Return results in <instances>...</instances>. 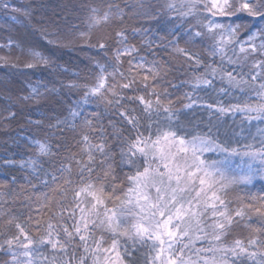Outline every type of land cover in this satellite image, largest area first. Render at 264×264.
<instances>
[{"label": "snow or ice", "instance_id": "snow-or-ice-1", "mask_svg": "<svg viewBox=\"0 0 264 264\" xmlns=\"http://www.w3.org/2000/svg\"><path fill=\"white\" fill-rule=\"evenodd\" d=\"M2 6L7 9L9 4L5 2ZM165 7L170 12H176L177 18L202 16L203 21L198 22V26L206 31L194 32L193 36L208 35L213 41L211 55L221 57L218 65H205L198 54L179 47L176 41L169 42L175 45L174 53L197 67L205 68L203 73L195 75L188 82L193 91L185 93L190 103L185 104L184 108L190 110L203 99L196 94L198 89L211 88L215 91L216 80L226 85L219 89L218 95H230V89L242 94L251 92L254 96L249 97V100L254 99L255 102L245 101L227 107L219 101L200 104L209 112L207 122L185 123L172 101L164 102L163 97L169 95L167 90L157 91L165 71L160 63L141 56L136 46L128 43L124 31H117L115 36L119 47L114 51L113 62L108 65L96 63L98 71L91 85L76 82L67 85L69 88H82L83 95L74 102L75 106L69 108L67 117L56 119L54 124L48 126L52 136H62L64 130L75 131V122L81 118L84 106L91 99L100 98L112 110L113 119L108 121L111 131L94 123L98 120L95 113L83 115V127L87 131L79 134L77 143L82 157L87 159L77 160L73 155L68 164L61 161L55 170L67 172L70 176L71 165L75 163L79 168V184L76 187H72L71 179L57 176L43 167L42 162L57 159L63 142L54 144L47 136L28 138L31 152L27 160L19 162L20 166L31 169L34 176L43 177L41 183L45 187L49 182L56 184L62 180L71 188L72 204L67 208L62 206L60 213L50 217L39 236L31 234L29 221L32 217L21 220L9 214L6 224L14 228L15 232L6 233V238L0 243V249L10 256L5 264H73L75 257L69 255V249L77 238L87 254L80 256L77 264H88V258L92 264H125V257L132 258L130 249L135 248L137 243L144 245L148 242H151L150 264H244L245 259L253 264H264V240L250 237L225 243L224 238L229 229L244 212H229L226 201L218 194L225 192L230 185L241 181L251 182L257 171L253 168L257 159L264 165V129L258 128L257 135H252L253 140L259 137V148L254 144L246 145L247 151L230 147L236 134L227 131L224 133L225 139L221 141V117L229 113L233 116L241 114L239 135L242 138H247L243 135L245 122L249 125L253 121L264 122V0H169ZM13 11L20 10L14 8ZM24 14L27 15V12ZM241 14H247L250 18L247 23L224 25L212 19L216 16L239 18ZM123 16L119 8L109 6L107 11L102 12L93 7L89 10L87 27L90 32L117 17L122 22ZM42 35L46 37L48 33ZM79 37L84 39L89 34L82 32ZM102 41H106V38L101 37L92 47L102 52L109 51V44ZM47 43L57 48L66 46L59 39H50ZM228 46L236 58L228 57L225 63V47ZM4 47L19 49L15 61L10 57H0L6 66L27 70L60 67L54 53L46 54L37 45L22 47L9 41ZM125 57L128 58L129 67L126 72H122L119 68ZM109 67L112 68L111 72L108 71ZM117 76L121 81L127 79L128 82H116ZM28 88L29 94L19 97L20 101L39 103L42 98L58 95L56 88H48L43 83H29ZM125 90L142 94L122 96L120 93ZM123 101L138 104L140 108L125 107ZM15 115L9 112L5 119L15 118ZM142 120L150 122L145 126L146 130L155 123L154 134L146 137L139 131ZM29 123L39 124L31 120ZM201 123L206 131L200 130ZM118 124L122 127H118ZM110 139L114 141L111 146ZM94 140L98 142L94 143ZM114 148L119 149L121 164L135 168V173L127 177L132 187L127 189L123 198L105 197L104 187L91 182L97 154L103 157L99 164L104 167V177L112 175L116 155L112 151ZM212 152L220 154L222 159L206 160L205 153ZM237 155L241 160L236 169L245 174L228 176L225 170L231 169L232 158ZM140 160L142 163H138ZM11 180L15 182L16 177L13 176ZM56 186L59 188L58 184ZM60 195L65 196L66 190L62 189ZM106 199L115 202L114 207L109 208ZM53 219L56 223L51 222ZM69 220L70 224L67 222ZM31 227L39 230L41 221L37 220ZM97 229L111 234L113 238L110 246L104 247L106 241L103 236L96 239L94 232ZM120 238L132 242L122 251ZM196 240L207 241L210 247L197 249ZM45 246H50L53 252L60 255H54L49 261L40 252ZM64 256H68V259H64ZM145 264H149V261L146 260Z\"/></svg>", "mask_w": 264, "mask_h": 264}, {"label": "trees", "instance_id": "trees-1", "mask_svg": "<svg viewBox=\"0 0 264 264\" xmlns=\"http://www.w3.org/2000/svg\"><path fill=\"white\" fill-rule=\"evenodd\" d=\"M5 2L9 4L7 9L2 6ZM168 2L169 0H0V57H10L15 61V58L19 56V49L4 47L9 44V41H12L22 47L37 45L46 54L54 53V58L60 65L58 69L54 67L53 69L27 70L22 67L17 69L10 65L6 66L3 61H0V243L6 238V233L15 232L14 228H9L6 224L9 214L21 220L32 217L29 221L31 234L39 236L44 231L50 217L60 213L62 206L67 208L72 204L71 188L66 186L62 180H58L56 184L49 182L45 187L41 183L43 177L34 176L31 169L22 168L19 162L27 160L30 155L28 138L39 139L47 136L54 144L62 141L63 147L57 159L47 163L42 162L43 167L57 176L63 175L65 179H71L72 187L79 184V168L75 163L71 165L70 176L67 172L60 173L55 170L59 168L61 161L68 164L69 158L73 155L77 160L87 159V157H82L80 146L77 143L80 139L79 134L87 131L83 127V115L95 113L98 120L94 123H99L111 131L108 121L113 119L112 110L108 109L103 99L93 98L89 104L84 106L81 118L75 122V131L64 130V135L52 136L48 126L54 124L56 119L67 117L69 108L75 106L74 102L83 95L82 88H69L67 85L73 82L91 85L98 71L96 63L108 65L113 62L114 51L119 47L115 36L117 31H124L128 37V43L135 45L141 56L147 57L148 60L155 59L160 63L165 71L161 83L157 85V91L167 90L169 95L163 97L164 102L172 101L173 107L180 110L181 120L185 123L188 121L192 123L207 122L209 112L206 108L200 107V104L219 101L227 107L245 101L255 102L254 99L249 100V97L254 96L251 92L242 94L238 90L230 89V95H218L219 89L226 85L216 80L214 81L215 91L211 88L198 89L196 94L203 99L190 110L184 108L185 104L190 103L185 93L193 91L188 82L195 75L203 73L205 68L204 66L197 67L183 56L174 53L175 45L169 42L176 41L179 47L187 48L190 52L198 54L205 65L216 66L220 63L221 57L211 55L213 41L208 35L193 36L194 32L206 31L198 26V22L203 21V17L177 18L176 12H170L165 7ZM109 6H112L113 9L119 8L124 13L122 22L117 17L109 24L99 26L89 32L87 23L90 8H98L103 12L107 11ZM14 8L20 11H13ZM25 12L27 15L24 14ZM212 19L219 24L231 23L235 25L245 24L250 18L247 17V14H241L239 18L216 16ZM45 32L48 33L46 37L42 35ZM82 32L88 33L90 38L81 39L79 34ZM141 32L143 34H140ZM101 37H105L106 41L102 42H107L110 46V50L107 52L92 47ZM50 39H59L61 44L66 46L54 47L47 43V40ZM228 57L236 58L230 46L225 47V63ZM128 67V58H122V66L119 71L126 72ZM244 70L247 71V68ZM108 71L111 72L112 68L109 67ZM116 82L126 83L128 80L121 81L117 76ZM29 83L33 85L43 83L48 88H56L58 95L42 98L39 103L32 100L20 101L19 97L29 94ZM120 94L132 96L142 93L125 90ZM56 101L61 102L57 103ZM123 103L125 107L140 108L138 104H129L127 101H123ZM9 112L16 113L15 118L5 119ZM160 119L162 121L163 116ZM29 120L39 122V124L29 123ZM240 120L241 114L239 113L235 116L229 113L221 117L223 125L221 141L225 139L224 133L227 131L236 134L230 147L247 151L245 146L254 144L259 148V137L253 140L251 131L257 132L258 128L264 126V122L253 121L250 125L245 122L243 135L247 138H242L239 135L242 127ZM149 123L142 120V126L139 128V131L143 132L146 137L154 134L156 130L154 122L146 130L145 126ZM117 126L122 127L120 124ZM200 130L206 131L203 123H201ZM249 132L252 135H249ZM93 142L96 143L98 140ZM112 143L114 141L110 139L109 145L111 146ZM112 151L116 154L115 163L112 165V175L108 178L104 177V167L99 164L103 157L97 154V164L93 166L91 182L104 187L105 197L123 198L127 189L132 187L127 177L135 173V168L120 163L118 148H114ZM207 157H212V160L222 159L220 154L214 158L213 152ZM233 158L235 160L231 161L230 170H235L237 163L241 160L238 155ZM138 163H142V160ZM256 163L257 165L253 168H258L259 172H263L264 165L259 159ZM260 175L262 176V173ZM13 176L16 177L15 182L11 180ZM97 177L100 179L97 180ZM85 178H87V173H85ZM4 181L7 183H3ZM57 184L59 188L56 186ZM114 188L115 191H113ZM62 189L66 190L65 196L60 195ZM218 194L226 201L229 212L233 214L237 210L244 212L242 217L236 218L235 223L229 229L224 238L225 243L230 244L235 239L247 240L250 237L264 240V177H259L251 183L230 185L225 192H218ZM105 202L109 208L114 207L115 202H109L107 199ZM64 215L67 216V212ZM37 220H40L42 224L39 230L31 227ZM51 222L56 223V220L53 219ZM67 222L71 223L70 220ZM94 235L96 239L103 236L106 241L104 247L110 246L113 238L111 234L97 229ZM120 242L121 251L123 247L132 243L131 241L125 242L123 238H120ZM150 244L151 242L144 245L137 243L135 248L130 249L132 258L125 257V264H133V262L145 264L146 260L150 264ZM73 245L69 249V255H74L73 264H77L79 257L87 256V254L78 238L73 241ZM208 247L210 245L207 241H195L197 249ZM40 252L43 256L48 257L49 261L54 255H60L53 252L50 246L42 247ZM64 259H68V256H64ZM8 260H10V256L0 249V264H5ZM88 264H92L90 258H88ZM244 264H253V262L245 259Z\"/></svg>", "mask_w": 264, "mask_h": 264}, {"label": "rangeland", "instance_id": "rangeland-1", "mask_svg": "<svg viewBox=\"0 0 264 264\" xmlns=\"http://www.w3.org/2000/svg\"><path fill=\"white\" fill-rule=\"evenodd\" d=\"M261 129H264V126H261L260 127ZM251 133L253 134V135H257V132H254V131H251ZM251 134V135H252ZM258 137V136H257ZM208 154H210V153H205V156H204V158L206 159V160H212L213 158L211 157V158H209V157H207V155ZM218 153H215V152H213V157L214 158H216V156L218 157ZM232 160H235V158H232ZM245 160H247V159H245ZM258 160V159H257ZM256 160V161H257ZM256 161H254V163H253V167L255 166V165H257V163H256ZM240 163V162H239ZM239 163H237V164H239ZM256 174L253 176V179L251 180V182L253 181V180H255V179H257V178H259V177H264V171L263 172H259L258 171V168H256ZM226 171V174L228 175V176H237V177H239V176H241V175H244L245 173L244 172H241L239 169H235V170H230V169H226L225 170ZM262 171V170H261ZM262 173V176L260 175ZM251 182H243V181H241V182H239V183H251Z\"/></svg>", "mask_w": 264, "mask_h": 264}]
</instances>
